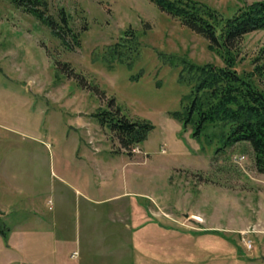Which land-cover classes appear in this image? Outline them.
<instances>
[{
    "label": "rangeland",
    "instance_id": "1",
    "mask_svg": "<svg viewBox=\"0 0 264 264\" xmlns=\"http://www.w3.org/2000/svg\"><path fill=\"white\" fill-rule=\"evenodd\" d=\"M47 1L57 20L65 10L73 49L0 0V264H264V174L252 146L224 145L219 125L198 140L170 114L189 87L159 51L224 65L208 39L149 0ZM203 1L230 15L256 0ZM129 27L140 60L107 65L105 46ZM238 50L235 68L264 91V29ZM110 99L155 124L141 144L125 149L94 116Z\"/></svg>",
    "mask_w": 264,
    "mask_h": 264
},
{
    "label": "trees",
    "instance_id": "2",
    "mask_svg": "<svg viewBox=\"0 0 264 264\" xmlns=\"http://www.w3.org/2000/svg\"><path fill=\"white\" fill-rule=\"evenodd\" d=\"M10 1L48 25L62 44L73 49V45L66 40L68 32L65 28L69 31L73 29L63 8L57 20L48 14L47 0ZM149 1L208 39V48L224 62V65L198 63L186 55L159 51V57L165 64L179 68L180 83L189 87L188 93L181 99V109L170 114L185 129L191 126L193 137L198 140L210 125H219V136L224 145L250 143L255 166L264 174V91L255 85L249 75L240 74L235 68L240 40L250 32L264 29V0L240 6L230 15L203 0ZM72 35L76 45H80L79 33L72 32ZM141 56L140 35L129 27L115 42L105 46L102 60L107 65L118 62L132 69ZM60 63L55 61L57 75L65 72L58 66ZM113 103L114 99H110L108 108L99 109L94 116L102 125L108 124L122 147L129 150L146 140L155 124L146 118L132 119L122 114L117 106L116 110H112ZM0 232L6 236L3 229L0 228Z\"/></svg>",
    "mask_w": 264,
    "mask_h": 264
},
{
    "label": "crops",
    "instance_id": "3",
    "mask_svg": "<svg viewBox=\"0 0 264 264\" xmlns=\"http://www.w3.org/2000/svg\"><path fill=\"white\" fill-rule=\"evenodd\" d=\"M73 188V187H72ZM73 189H75V191H76V193H78L79 194V196L80 197H82V198H84L87 202H88V204L89 203H91V204H95V202H99L100 201V199L99 198H97V197H95V196H93L92 194H90L88 191H85L84 189H81V187H74ZM94 192V191H93ZM0 193H1V191H0ZM7 193H8V191H7ZM103 200H105V199H103ZM0 210H1V212H4L3 210H4V208L2 207V198H1V196H0ZM1 216V215H0ZM65 239H67L66 237H64L63 238V241H65ZM75 251V249L73 250V251H70V250H68V251H66V252H63V255H64V257L67 259V261L70 259L69 257H72L71 255H72V252H74ZM10 257V256H9ZM19 262H18V259H16L15 257H12L11 256V259L8 261V263L7 264H18Z\"/></svg>",
    "mask_w": 264,
    "mask_h": 264
},
{
    "label": "built area",
    "instance_id": "4",
    "mask_svg": "<svg viewBox=\"0 0 264 264\" xmlns=\"http://www.w3.org/2000/svg\"><path fill=\"white\" fill-rule=\"evenodd\" d=\"M74 256H76L77 255V252H74V254H73Z\"/></svg>",
    "mask_w": 264,
    "mask_h": 264
}]
</instances>
